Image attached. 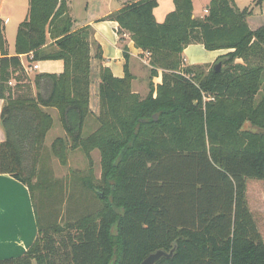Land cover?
I'll use <instances>...</instances> for the list:
<instances>
[{
  "label": "trees",
  "instance_id": "trees-1",
  "mask_svg": "<svg viewBox=\"0 0 264 264\" xmlns=\"http://www.w3.org/2000/svg\"><path fill=\"white\" fill-rule=\"evenodd\" d=\"M69 2L29 0L15 55L0 30V174L29 188L38 226L24 254L0 264H141L175 246L155 264H264V235L247 198L248 178L264 180V26L250 27L253 11L235 0H210L197 16L194 0H174L159 22V0L125 3L105 19L118 22L121 40L129 32L149 53L151 78L161 69L162 82L151 80L145 98L134 92L125 45L123 77L100 67L96 114L92 61L103 60L102 47L89 26L73 29ZM198 43L230 50L217 59L221 71L214 63H186L184 50ZM21 54H32V62L62 60L64 70L36 74L35 96L16 94L9 81L24 79ZM50 108L66 133L52 142L53 154L63 165L69 150L89 160L88 173L77 177L89 192L83 202L65 199L68 187L46 166ZM91 117L98 126L87 132Z\"/></svg>",
  "mask_w": 264,
  "mask_h": 264
},
{
  "label": "crops",
  "instance_id": "crops-1",
  "mask_svg": "<svg viewBox=\"0 0 264 264\" xmlns=\"http://www.w3.org/2000/svg\"><path fill=\"white\" fill-rule=\"evenodd\" d=\"M73 2L74 0H70L69 2V13L74 20L73 29L76 30L84 26H89L91 28L92 40L99 43L102 47L103 60L93 59L92 61L93 83L91 86V108L94 113H99V97L97 96V93L100 81V67L102 65L109 67L116 77H123L125 74L124 67L126 63L123 47L126 45L128 49L127 51L130 55L129 68L136 77L134 78V87L137 78L146 73V66L148 64L147 59L150 57L148 52L135 46L130 34L124 33L122 36L123 39H120V35L118 34L119 24L117 21L105 19L109 14L123 7L125 3L130 2V0H87L83 19H78L76 17ZM199 3H202L205 6L204 9L207 10L210 0H200ZM160 4L161 0H159V5L154 9L155 16ZM196 6L197 0H194L195 15H197ZM173 8H175V5ZM260 12L259 18L261 19H259L258 23L253 22V19H258L254 14L248 17V23L252 29L264 26V8L261 9ZM9 22L10 19L8 21H6V19L3 20V27ZM6 43L9 55H15L16 50L11 51V46H9L10 44L7 39ZM226 51L228 50H207L203 44H191L184 50V59L189 65L215 63L219 56ZM94 53L95 48L93 46L92 54L94 55ZM1 56L2 54L0 50V58ZM19 56L22 64L30 65L36 63L38 64V69L29 73L24 71L25 75L23 74V80L19 81L16 78L11 80L12 84L10 85L16 94L27 92L28 94L35 96L38 92V87L34 81L36 74H60L64 70V62L62 60H42L32 62V54H21ZM27 75L30 78H33L30 80L31 85H25L23 82ZM153 81L155 85L162 82L161 71H159L158 75L153 78ZM17 84L19 86L16 88L15 85ZM93 94L96 95L94 98ZM3 106L4 99L0 95V142L6 139V132L1 124ZM49 111L52 112L56 122V117L60 118L56 109L50 108ZM259 230H261V228H259ZM262 234L264 235V233ZM37 236L38 226L29 188L10 174H0V260L23 255L33 244Z\"/></svg>",
  "mask_w": 264,
  "mask_h": 264
},
{
  "label": "rangeland",
  "instance_id": "rangeland-1",
  "mask_svg": "<svg viewBox=\"0 0 264 264\" xmlns=\"http://www.w3.org/2000/svg\"><path fill=\"white\" fill-rule=\"evenodd\" d=\"M133 0H130L132 2ZM200 0H197V15H204L207 10H205V6L202 3H199ZM236 4L240 9L248 7L253 11L255 17L253 19L254 23L259 22L260 11L264 8V0H235ZM29 0H0V29L3 31L5 38L8 40V43L11 46V51H14L15 48V36L17 35L18 28L20 23L25 19L29 9ZM87 0H74L73 8L74 13L78 19H83V15L85 14V6ZM174 1L173 0H161L160 7L156 11L157 21L163 22L165 20L166 14H168L172 9H174ZM9 18L10 22L3 27V20ZM126 34H130L129 32H125ZM230 50L224 52L223 55H226ZM219 56V57H221ZM237 61H241L240 59ZM147 71L141 77H138L135 81V85L133 87L134 92L138 93L142 98H145L150 91V82L153 81L151 78V69L152 65L150 63V58L147 59ZM204 65V64H203ZM159 71L162 72L161 69ZM25 75V74H24ZM27 78V79H26ZM136 78V77H135ZM33 78H30L28 75L25 76V85H31V81ZM154 83V81H153ZM134 84V80H133ZM155 85V83H154ZM157 85H155L156 87ZM264 87V84H263ZM156 95V92H155ZM96 95L93 94V98ZM98 96V95H97ZM57 111V110H56ZM52 113V112H51ZM58 113V111H57ZM55 114V112H54ZM97 114V113H96ZM53 115V114H52ZM59 115V113H58ZM89 127L87 128V132H90L97 128L98 124L95 122L94 118H89ZM247 128L250 125H246ZM65 137L66 133L63 129L60 118L56 117V122L53 128L49 131L45 148L43 150V154L46 156V166L50 168L52 175L54 178L61 179L64 181L66 186L68 187L66 197L69 195L74 196V201H85L87 192L83 183H81L77 177H83L88 173V169L90 168L89 160L86 155L81 150H69L68 152V162L66 165L61 164L59 159L53 154L51 149V144L56 137ZM93 159V171L96 179H99L102 172L101 167V155L98 149L92 152ZM248 189H247V198L249 207L254 215L258 228H261V232L264 231V180H257L248 178L247 181ZM36 200L40 202L42 200L41 194L38 190H36ZM65 207V205H64ZM64 221V219H62ZM264 233V232H262Z\"/></svg>",
  "mask_w": 264,
  "mask_h": 264
},
{
  "label": "water",
  "instance_id": "water-1",
  "mask_svg": "<svg viewBox=\"0 0 264 264\" xmlns=\"http://www.w3.org/2000/svg\"><path fill=\"white\" fill-rule=\"evenodd\" d=\"M223 59L216 61L213 65V69L215 72H219L222 70ZM176 246L168 253L165 250L159 249L146 257L141 264H155L161 257H171L174 254Z\"/></svg>",
  "mask_w": 264,
  "mask_h": 264
},
{
  "label": "built area",
  "instance_id": "built-area-1",
  "mask_svg": "<svg viewBox=\"0 0 264 264\" xmlns=\"http://www.w3.org/2000/svg\"><path fill=\"white\" fill-rule=\"evenodd\" d=\"M9 19H6V21H8ZM149 54V53H148ZM33 57V56H32ZM24 64V63H23ZM24 66H25V71L27 72V73H29V72H32V71H34V70H36V69H38V64H36V63H32V64H30V65H26V64H24ZM9 84H12V81L10 80L9 81Z\"/></svg>",
  "mask_w": 264,
  "mask_h": 264
}]
</instances>
